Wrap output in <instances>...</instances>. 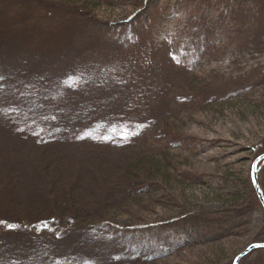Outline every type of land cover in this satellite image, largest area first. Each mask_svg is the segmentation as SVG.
I'll return each mask as SVG.
<instances>
[{
	"label": "rangeland",
	"instance_id": "374dc122",
	"mask_svg": "<svg viewBox=\"0 0 264 264\" xmlns=\"http://www.w3.org/2000/svg\"><path fill=\"white\" fill-rule=\"evenodd\" d=\"M254 165L264 0H0V264H234Z\"/></svg>",
	"mask_w": 264,
	"mask_h": 264
},
{
	"label": "water",
	"instance_id": "95a60500",
	"mask_svg": "<svg viewBox=\"0 0 264 264\" xmlns=\"http://www.w3.org/2000/svg\"><path fill=\"white\" fill-rule=\"evenodd\" d=\"M255 165L252 167V174H251V178H252V182H253V186H254V188H255V192L257 193V196H258V198H259V200H260V202H261V205H262V207H263V209H264V199H263V197H262V195H261V192H260V190H259V187H258V184H257V181H256V172H255ZM259 246H264V244H254V245H252V246H250L248 249H246L245 251H243L241 254H239L238 256H237V258L235 259V263L234 264H237L238 263V261H239V259H240V257L245 253V252H247L249 249H251V248H254V247H259Z\"/></svg>",
	"mask_w": 264,
	"mask_h": 264
},
{
	"label": "trees",
	"instance_id": "16d2710c",
	"mask_svg": "<svg viewBox=\"0 0 264 264\" xmlns=\"http://www.w3.org/2000/svg\"><path fill=\"white\" fill-rule=\"evenodd\" d=\"M136 176L138 177L139 176V174L137 173L136 174ZM68 223L69 222V220H64V221H60V219L59 218H53L52 220H50V221H47V220H45V222H40L38 225L39 226H44V225H50V226H55V224L56 223ZM11 224H9V226H10ZM13 225V224H12ZM2 226H5V222H4V220H1L0 219V227H2ZM22 227H24V226H18V228H22Z\"/></svg>",
	"mask_w": 264,
	"mask_h": 264
},
{
	"label": "snow or ice",
	"instance_id": "6c2138e0",
	"mask_svg": "<svg viewBox=\"0 0 264 264\" xmlns=\"http://www.w3.org/2000/svg\"><path fill=\"white\" fill-rule=\"evenodd\" d=\"M9 227H13V226L10 225Z\"/></svg>",
	"mask_w": 264,
	"mask_h": 264
}]
</instances>
